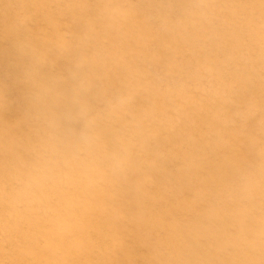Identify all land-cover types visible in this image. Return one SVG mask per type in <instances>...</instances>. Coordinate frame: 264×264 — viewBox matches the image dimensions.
Wrapping results in <instances>:
<instances>
[{
    "label": "clouds",
    "instance_id": "9594fccd",
    "mask_svg": "<svg viewBox=\"0 0 264 264\" xmlns=\"http://www.w3.org/2000/svg\"><path fill=\"white\" fill-rule=\"evenodd\" d=\"M0 264H264V0H0Z\"/></svg>",
    "mask_w": 264,
    "mask_h": 264
}]
</instances>
